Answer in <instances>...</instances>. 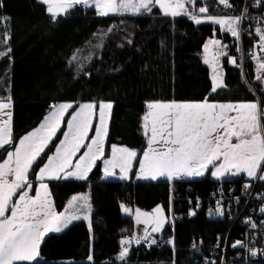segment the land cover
<instances>
[{"label": "trees", "instance_id": "1", "mask_svg": "<svg viewBox=\"0 0 264 264\" xmlns=\"http://www.w3.org/2000/svg\"><path fill=\"white\" fill-rule=\"evenodd\" d=\"M229 1L234 13H238L242 0ZM196 3L204 5L207 15L222 13L215 0ZM263 8L264 0L247 8L250 32L241 38L244 51L256 45L255 29L264 34ZM201 21L197 24L185 14L165 15L157 7L147 13L100 16L93 8L83 9L79 5L54 20L39 0H0V99L10 97L12 114V144L0 148V160L51 105L62 100L70 101L73 108L84 100H109L113 108L108 118L104 156L109 154L111 144L137 152L127 179L100 178V159L86 179H47L56 211L63 209L70 194L87 191L88 223L80 218L60 232L48 233L40 245V259L17 264H188L187 246L191 240L209 242L216 233L224 232L228 220L198 213L176 221L172 228L165 223L155 244L129 245L123 260L117 255L119 239L132 229V220L121 214L120 203L145 209L159 203L165 212L168 205L167 178H134L139 154L146 144L141 129L146 102H264V79H256L249 62L241 68L230 64L227 56H220L222 86L212 91L208 67L201 60L202 44L212 30L217 35L225 32L210 20ZM231 54L239 60L236 42L232 43ZM260 75L264 76V69ZM73 108L68 109L65 117ZM63 128L64 124L30 169V178L52 151ZM186 181L200 192L214 182L208 171ZM235 229L236 225L229 230V236L236 234ZM169 240L173 243L169 244Z\"/></svg>", "mask_w": 264, "mask_h": 264}, {"label": "snow or ice", "instance_id": "2", "mask_svg": "<svg viewBox=\"0 0 264 264\" xmlns=\"http://www.w3.org/2000/svg\"><path fill=\"white\" fill-rule=\"evenodd\" d=\"M48 5L47 11L55 20L58 15L78 4L94 5L97 14H137L141 9L151 12L150 5H158L165 15H187L185 0H40ZM191 2V0H190ZM226 7H231L228 0H219ZM260 0H257L259 3ZM206 8H199V13H205ZM243 17L216 18L208 20L218 23L222 30L231 32L238 37L237 26ZM197 24L201 19L192 15ZM260 32V29H257ZM264 40V34L261 35ZM211 43L219 45V41ZM208 45H205L207 50ZM3 55V53H0ZM75 59V57H73ZM215 60V57H213ZM235 63L233 59L231 61ZM208 63V60H205ZM264 69V63L259 69ZM257 80L264 79L258 75ZM212 91L222 86V80L212 77ZM7 103L0 100V115H6V120H0V148L12 144L11 112L3 110L11 107L10 97ZM51 111L39 127L20 138L13 151H8L6 159L0 163V264H17V262H34L40 257V245L50 232H60L79 216L53 210L50 192L47 184L41 183L35 196H29L27 189L32 188L28 180L30 169L44 153L46 147L56 137L64 124L65 114L73 108L72 103L51 105ZM98 107V124L95 135L88 136L92 128L94 110ZM113 104L111 102H95L79 104L67 119V131L56 146L55 153L48 156L47 162L39 168L37 179H61L75 177L86 179L96 161L104 156V142L108 135V118ZM148 112L143 117L144 134L148 137V147L139 159L138 177L157 180L165 177L168 180L195 177L204 174L210 165H215L214 177L231 172L233 175L246 172L249 177H256L258 169L264 163V128L260 124L261 112L258 103L215 104L204 102H150ZM230 113H235L230 115ZM235 139V143L233 140ZM86 140L90 142L85 143ZM82 155L74 160L81 149ZM137 157L135 150L112 145L111 158L103 159L104 175L115 176L119 169L120 179H127L133 160ZM63 174V175H61ZM11 177V179H10ZM264 179V177H260ZM247 187V186H246ZM19 192L18 198L13 197ZM82 201V207L90 211L88 196H73L68 202L74 206ZM125 213L130 212L127 207ZM264 211V210H262ZM10 214H7L9 213ZM137 222L151 225V232L146 227L143 237L133 236L122 240V245H128L133 240L140 244L142 240L155 244L150 239L152 233H159L164 228L167 219L164 210L157 206L151 213L136 209ZM195 213H190L194 215ZM89 219L88 216L83 217ZM254 226V225H253ZM89 228L91 225L89 224ZM173 241L169 240V244ZM237 241L233 247L242 244ZM195 247V245H193ZM129 252L128 247H122L119 259L123 260ZM251 255H257L251 250ZM92 259L91 256L88 257Z\"/></svg>", "mask_w": 264, "mask_h": 264}, {"label": "built area", "instance_id": "3", "mask_svg": "<svg viewBox=\"0 0 264 264\" xmlns=\"http://www.w3.org/2000/svg\"><path fill=\"white\" fill-rule=\"evenodd\" d=\"M215 1L222 12L218 15L243 18L237 26L238 37H233L230 31H224L225 35H217L212 30L209 36L214 41L220 42L219 45L212 43V47L220 56H227L228 62L232 65L238 64L242 68L244 63L249 62L251 72L255 76L260 75L262 69L259 71L258 69L260 64L264 63V46L259 49L254 46L251 50L244 51L241 39L244 33L250 32V26L246 22L247 8L255 5L257 0H242L238 13H234V7L229 0L228 4L231 7H226L219 0ZM195 4L196 0H191V2L185 0L187 16L195 15ZM233 42H236L239 48L238 61L231 54ZM233 59L235 63L231 62ZM260 112L262 114L260 124L264 125V105L260 106ZM260 177H264V163L258 169L256 177H246L242 173L233 175L228 172L221 178H211L214 182L204 192L198 191L185 178L169 180L166 214L167 224L170 228L176 221L182 218L189 219L198 213L207 218L228 220L224 232L216 233L212 241H190L187 246L189 251L188 264H234L264 261V211H262L264 210V186H262L264 179ZM193 212L195 214L190 215ZM235 225L236 234L229 236V230ZM144 229V227L137 226L132 228L130 233L123 235L119 239V249L136 244L133 240L128 245H122L121 241L131 239L133 236L143 237L145 235ZM150 239H155L157 242L160 239V233L151 235ZM237 241L243 243L233 247ZM141 242L148 243L144 240ZM251 250H255L257 255L252 256Z\"/></svg>", "mask_w": 264, "mask_h": 264}, {"label": "rangeland", "instance_id": "4", "mask_svg": "<svg viewBox=\"0 0 264 264\" xmlns=\"http://www.w3.org/2000/svg\"><path fill=\"white\" fill-rule=\"evenodd\" d=\"M40 1V0H39ZM89 4L91 5V0H89ZM80 7H91V8H93L96 12H97V10H96V8H95V6L94 5H92V6H84L85 4H78ZM45 6H46V11H47V7H48V5H46L45 4ZM150 7H151V9L153 8V7H157L162 13H164L163 12V10L158 6V5H156V4H153V5H150ZM203 7H204V5H203ZM205 8V7H204ZM48 12V11H47ZM148 11L147 10H145V9H141V11L139 12V13H147ZM49 13V12H48ZM123 14H132V13H129V12H125V13H123ZM195 15L197 16V18H199V19H201V20H208L207 19V17H209L210 15H207L206 14V12L205 13H199V10H197L196 11V13H195ZM231 17H233L234 18V16H231ZM225 18V17H224ZM226 27V26H225ZM256 30V33H257V36H258V38H257V41H256V45H255V47H256V49H259V48H262L263 46H264V40H261V35L263 34L261 31L260 32H258L257 31V29H255ZM101 34V32H99V35ZM213 57H215V60H213ZM208 60V63H205V60ZM201 60L208 66V74H209V77H210V80H211V87H213V83H212V77L215 75V76H217V79H218V81L219 80H222V68H221V63H220V55L217 53V51H216V49L214 48V47H211V45L207 48V50L205 49V45L203 46V48L201 49ZM0 100H2L3 102H5V103H7V102H9L8 101V98H2V99H0ZM205 100H207V99H200V100H149V101H147L146 102V109H145V111H144V113H143V115H142V120H141V129H142V132H143V134H144V129H143V123H144V121H143V117H144V115L149 111L148 110V108H147V104L148 103H150V102H172V101H175V102H204ZM90 102H93V101H91V100H84V101H80L68 114H67V116L64 118V128H63V131H62V133H61V135H60V138L57 140V142L55 143V145H54V147H53V149H52V151L46 156V158H45V160L43 161V163L36 169V171H35V173H34V175H33V177L32 178H30L29 176H28V180L31 182V184L32 183H34V185H35V188H34V193L32 192V190L31 189H27V191H28V193H29V196H35L36 195V190L37 189H39V187H40V184L41 183H44V184H46V180L47 179H49L48 177H44V179L43 180H39V179H37V174H38V172H39V168L40 167H42L46 162H47V159H48V156H52V155H54V153H55V149H56V146L59 144V142H60V140L61 139H63V132L64 131H67V124H66V121H67V119H69L70 118V113L71 112H73V111H75L77 108H78V106H79V104H83V103H90ZM99 102H110L109 100H100V101H98L96 104L98 105L99 104ZM207 102H209V103H215V104H239V103H252V102H255V103H257V101L256 100H207ZM61 103H71L70 101H66V100H62V101H58V102H56V103H54L55 105H58V104H61ZM53 104V105H54ZM4 112H9L10 111V108L9 109H5V110H3ZM51 111V107L46 111V113L42 116V118L38 121V123L35 125V126H33L32 128H30L29 130H27L26 132H24L18 139H17V141H16V143H15V145L13 146V148H11L10 150H8V151H13L14 150V148H15V146H16V144L19 142V140H20V138L21 137H23L24 135H26L28 132H30V131H32V130H34V129H36L37 127H39V125H40V123L44 120V118H45V116H47L48 114H49V112ZM98 111H99V109H98V107L94 110V112L96 113L95 115H94V117H93V121H92V128H91V130L89 131V133H88V136H89V138L90 137H92V136H94L95 135V127H96V125L98 124ZM235 113H230V115H234ZM66 115V114H65ZM7 119V116L6 115H0V120H6ZM262 126V128L264 127V125H261ZM144 136H145V139H146V144H145V146H144V148L142 149V151L140 152V154H139V157H138V161H137V164H136V167H135V172H134V174H136V176H137V179H143V178H139L138 177V173H139V159L142 157V155H143V151L145 150V149H147V147H148V143H147V141H148V137L144 134ZM88 142H90L89 140H86L85 141V143H88ZM236 141H235V139L233 140V143H235ZM112 145H116L118 148L119 147H126V146H124V145H121V144H111V146H110V149H109V154L107 155V156H103L100 160V162H101V173H100V178H107V179H120V173H119V169H115L114 171H115V173H116V175L115 176H108V177H105V175H104V164H103V159H108V158H111V155H112ZM128 149H130V150H135V149H133V148H129V147H127ZM7 151V152H8ZM85 151V149H81L80 150V152H78L77 153V156L74 158V160L76 159V158H78L80 155H82L83 154V152ZM136 151V150H135ZM6 156H7V153L5 154V156L0 160V163H2L3 162V160L4 159H6ZM215 165H210L209 166V168L207 169V170H205V172L206 171H208V175H209V177L210 178H221L222 176H220V177H214L213 175H212V172L213 171H215ZM204 172V173H205ZM242 173H244V175L246 176V177H249L247 174H246V172H242ZM61 175H63V174H61ZM197 177H199V176H195V177H184L185 179H194V178H197ZM10 179H11V177H10ZM18 195H19V192L17 193V195L16 196H14L13 197V202H15V200L18 198ZM157 206H161L162 208H163V210H164V216L166 217V219H167V214H166V212H165V209H164V207L161 205V204H155L154 206H152V207H150V208H148V209H145V208H140V207H137V206H129V205H126V204H123V203H120V212H121V214L122 215H126V216H129L130 218H131V220H132V228H134V227H137V226H141V227H144V228H148V231L149 232H151V225H145L142 221H143V217L141 218V222H137V219H136V209H139L141 212H147V213H151L152 212V210L153 209H155ZM124 207H127L128 209H130V212H128V213H125L124 211H123V208ZM85 210H84V208L82 209V212H84ZM53 232H55V231H53ZM153 234H155V233H152L151 235H153ZM121 250L122 249H119V251H118V253H117V255L119 256V254H120V252H121ZM39 259H40V257H39Z\"/></svg>", "mask_w": 264, "mask_h": 264}, {"label": "crops", "instance_id": "5", "mask_svg": "<svg viewBox=\"0 0 264 264\" xmlns=\"http://www.w3.org/2000/svg\"><path fill=\"white\" fill-rule=\"evenodd\" d=\"M84 6H86V5H84ZM46 7V6H45ZM201 7H203V5L202 4H198V3H196L195 4V11H197V10H199V8H201ZM196 13V12H195ZM50 14V13H49ZM51 15V14H50ZM211 17H216V18H227V17H231V16H221V15H212ZM212 22H214V21H212ZM215 23V22H214ZM215 24H217L218 25V27L222 30V28H221V26L218 24V23H215ZM223 31H227L226 30V27H225V30H223ZM212 41H214V39L211 37V36H209V37H207V38H205V40H204V42H203V44H202V48H203V46L204 45H208V47L211 45V47H212ZM208 67V66H207ZM212 88V87H211ZM257 101V103H258V105H259V108H260V106H262V105H264V102H259L258 100H256ZM141 120H142V118H141ZM111 146V145H110ZM100 173H101V162H100ZM242 173V172H241ZM137 174V173H136ZM136 174H134V178L135 179H137V176H136ZM242 174H244V173H242ZM69 178H75V177H69ZM104 179V178H103ZM105 179H107V178H105ZM34 188H35V185H34V183H32V188H31V190H32V192L34 193ZM80 195H87L88 196V193H87V191L86 190H84V191H80V192H74V193H72V194H70V196L68 197V199L66 200V203H65V205H64V207H63V209L62 210H60V211H56L55 209H54V207H53V204H52V207H53V210L55 211V212H57V213H61V212H65V210L67 209L68 210V214H72V215H76V216H79L80 218H82L86 223H88V220L89 219H84L83 217H85V216H88L89 217V210L87 209V208H85V207H82V204H83V202L82 201H77L76 202V204L74 205V206H69V201L71 200V198L73 197V196H80ZM50 200H51V197H50ZM51 202H52V200H51ZM88 204H89V197H88ZM84 208V212H82V209ZM7 214H10V212L9 213H7Z\"/></svg>", "mask_w": 264, "mask_h": 264}]
</instances>
